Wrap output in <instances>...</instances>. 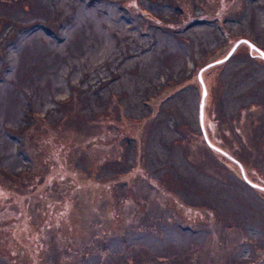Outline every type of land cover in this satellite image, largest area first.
<instances>
[{
  "label": "rangeland",
  "instance_id": "obj_1",
  "mask_svg": "<svg viewBox=\"0 0 264 264\" xmlns=\"http://www.w3.org/2000/svg\"><path fill=\"white\" fill-rule=\"evenodd\" d=\"M238 39L264 0H0V264H264V191L198 117ZM202 79L264 187V60Z\"/></svg>",
  "mask_w": 264,
  "mask_h": 264
},
{
  "label": "water",
  "instance_id": "obj_2",
  "mask_svg": "<svg viewBox=\"0 0 264 264\" xmlns=\"http://www.w3.org/2000/svg\"><path fill=\"white\" fill-rule=\"evenodd\" d=\"M240 44H245V45H247L250 51H254V52H255V53H256L261 59L264 60V52H263L260 48H258L255 44H253L251 41H249V40H247V39H238V40L233 44L231 50L227 53V55H226L224 58L219 59V60H217V61H214V62H212V63H209V64L205 65L204 67H202V68L198 71V74H197L198 82H199V84H200V86H201V88H202L201 98H200V102H199V112H198V117H199L200 129H201V132H202V135H203V138H204L206 144H207L210 148H212V149L218 151L219 153L223 154L224 156H226V157L230 158L232 161H234V162L238 165V167H239V169H240V173H241V176H242L243 180H244L249 186L264 190V187H261V186H259V185H256V184L250 182V181L246 178V176H245V174H244L243 167L241 166V164H240L237 160L233 159V158L230 157L226 152H224L223 150L219 149L218 147H216L215 145H213V144L210 143V141H209V139H208V137H207V133H206V131H205L204 125H203V111H204L205 97H206L207 91H206V87H205V84H204L203 79H202V73H203L204 70L210 68L211 66L216 65V64H219V63H223L224 61H226V60H227V59L233 54V52L236 50V48H237Z\"/></svg>",
  "mask_w": 264,
  "mask_h": 264
},
{
  "label": "trees",
  "instance_id": "obj_3",
  "mask_svg": "<svg viewBox=\"0 0 264 264\" xmlns=\"http://www.w3.org/2000/svg\"><path fill=\"white\" fill-rule=\"evenodd\" d=\"M24 123V121L21 123V124H23ZM1 165V164H0ZM1 169V168H0ZM3 169V168H2ZM12 170L13 169H11V171L8 169V171H9V173L7 174V175H10V176H13V174L11 173L12 172ZM4 171H7V169H5L4 168ZM8 177V176H7ZM248 185V184H247ZM251 187V186H250ZM252 188H255V187H252ZM256 189H258V188H256ZM260 190H262V189H260ZM262 191H264V190H262Z\"/></svg>",
  "mask_w": 264,
  "mask_h": 264
},
{
  "label": "bare ground",
  "instance_id": "obj_4",
  "mask_svg": "<svg viewBox=\"0 0 264 264\" xmlns=\"http://www.w3.org/2000/svg\"><path fill=\"white\" fill-rule=\"evenodd\" d=\"M204 71H205V70H204ZM204 71H203V72H204Z\"/></svg>",
  "mask_w": 264,
  "mask_h": 264
}]
</instances>
